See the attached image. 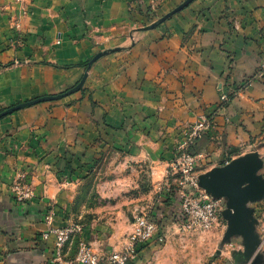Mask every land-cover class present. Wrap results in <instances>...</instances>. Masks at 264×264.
Listing matches in <instances>:
<instances>
[{"label":"crops","instance_id":"1","mask_svg":"<svg viewBox=\"0 0 264 264\" xmlns=\"http://www.w3.org/2000/svg\"><path fill=\"white\" fill-rule=\"evenodd\" d=\"M182 1L160 0L156 12L165 14ZM150 4L151 0H0V110L73 85L87 69L76 64L90 59L104 46L131 45L127 59L134 61L129 69L131 81L120 75L124 58L110 55L93 65L86 88L71 98L79 101L68 106L44 102L0 119V264H60L55 259V236L46 240L42 236L49 228L47 206L50 198L58 203L55 226L74 221L71 207L79 182L60 183L48 165L62 159L61 155L74 160L80 157L90 141L89 130L98 135L105 110L116 123L122 112H128L143 125L155 118L171 130L168 127L177 119H193L208 108L215 130L192 147L202 154L199 174L254 150L264 159V78L234 93L263 61L264 0H194L166 24L135 32L148 19L145 13ZM23 8L27 9L25 15L21 14ZM14 17L20 19V31L10 24ZM192 27H196L195 32L183 46V37ZM168 28L173 30L169 38L165 37ZM20 33L25 36L22 46L17 45ZM131 36L136 37L133 40ZM189 47L195 49L193 53ZM164 68L173 70L165 71L163 77L160 74L162 86L155 91L166 92L169 97H164L161 104H165L156 118L151 114L160 101L155 100L151 79L156 70ZM115 75L118 78L114 81ZM117 88L123 89V105L113 100ZM221 89L233 95L223 106L217 105ZM137 135L142 155L151 154L155 188L160 183L150 217L158 219L153 220L164 233V217L181 213L179 198L165 183L177 147L171 137L154 141ZM19 168L33 172L41 198L23 202L11 195L9 184ZM108 187V182L99 184L98 191L120 195L119 203L97 206L92 211L94 220L84 224L81 235L65 245L63 264H78L75 257L80 240L103 258L120 250L127 241L131 222L124 218L123 205L136 200L126 201L122 188L105 190ZM155 192L157 189L144 198L148 200ZM251 206L264 211L262 201ZM227 244L242 247L238 238ZM160 247L154 242L140 246L132 262L145 264Z\"/></svg>","mask_w":264,"mask_h":264},{"label":"rangeland","instance_id":"2","mask_svg":"<svg viewBox=\"0 0 264 264\" xmlns=\"http://www.w3.org/2000/svg\"><path fill=\"white\" fill-rule=\"evenodd\" d=\"M181 3H179L178 5H180ZM177 6L173 7L167 13L175 9ZM158 7H160L159 3L154 6L150 5L151 10L149 11V15L147 16L148 19L146 20V22H143L142 26L135 30V32L138 31L144 33L145 31L155 29L162 24H166L167 21L171 20L177 13L180 12L178 11L172 14L156 27L144 30L145 27L155 23L158 19L167 14L157 13L156 9ZM15 20L16 17H14L13 21L11 19L10 24L14 26ZM195 29L196 27H192L185 33L183 37V46L194 34ZM133 33L134 31L131 32V35H135ZM172 35L173 30L168 28L165 37L169 38ZM135 37L136 36L132 37V39L134 40ZM131 48V45L110 47L104 46L102 48H99L98 52H96L90 59H88L89 62L98 53H106L99 57L96 61H94L90 68H88V62L87 69L85 70L87 77L85 79L83 87L80 90L71 94L64 95L62 98L42 101L34 105L51 101V105L66 103L65 105L68 106L79 101L80 99L73 100L71 98L74 97L77 92L82 91L86 88V81L89 76L90 70H92L93 68V65L95 66L96 62L110 55H119L124 58V61H122L121 63L120 75L125 74L129 81H131L129 69L134 64V61L127 59V54L128 52H130ZM194 50V48L189 47L190 53H193ZM149 51H151L152 55L156 56V54L152 52V50ZM9 65L10 64H7L6 66ZM171 70H173V68H164L163 70H156V72L153 74L151 81L154 83H151V89L153 90L152 92L154 93V97L156 98L155 100H157L158 103L160 101V104L157 105L156 111L151 114L152 117H160L161 110L163 109V106L165 104L161 103L164 102V97H169L166 92L160 94V91H155V89L162 86V74H164L165 71L167 73ZM160 74L162 77L160 76ZM117 78L118 75H115L113 77V80L115 81ZM262 78H264V76L261 77L259 75L258 68V70H256L248 78L243 80L241 85L234 89V93L238 91L239 87L245 88L251 85L252 82L260 81ZM81 79H79L73 85H67L65 87L63 86L62 89H59L49 95L43 96L65 94L70 89L74 88ZM179 80L184 85L185 81L182 76H179ZM139 83H142V81H139ZM137 87L141 88L142 85H139ZM122 91L123 89H115V96L113 99L120 105L124 104L122 101V99H124V96L121 95ZM223 94H227V100H221L220 97ZM39 97L33 99H37ZM33 99L25 100L22 102L30 101ZM90 99H92L91 104L93 106H96L98 104L95 100H93L92 96H90ZM230 99V94L224 92L223 89H221V91L219 92V101L217 105L223 106L227 104ZM113 100L110 99L109 102H112ZM133 103L141 104V101H133ZM206 110H208V108H205L202 112L197 113L193 119H191L190 117L177 119L173 126L168 127L172 128L171 130L164 128V125H159V122L157 120H154L155 118L153 119L154 122L149 121L147 125H143L138 121V117H135L134 120L133 116L128 115V112H122L120 114V122L116 123L111 119L110 112L108 110H105L106 112L103 113L102 117V127L101 129L98 128V135H95V132L93 133L89 130L88 139H90V141L80 157H77V159L74 160L68 158L67 154L66 157L65 155H61L62 159H55L48 165L49 171H51L55 175L60 183L64 184L70 182H79L76 194L72 200L71 213H73L75 217V219L73 220L83 224L90 223V221L94 220L93 218L95 215V212L92 211L95 210L97 206H115L119 203V200L121 198L120 195L117 197H115L114 195H103L98 191V185L107 182L110 184V187L105 188V190L118 189L120 187L122 188L121 192L126 201H130L131 199L136 200L134 202H126L123 205V207L125 208L124 218L127 222H131L136 208H138L140 212L147 213V215L150 216L153 210L152 207L154 203H156V199L160 193V190H158V188L160 187V183H157V187L155 188V184L152 180V170L150 167L152 160H149L151 159V154L146 153L145 155H142V145L139 143V140L135 138V135L140 134L137 136H142V138L154 141H166L168 137H171L175 147H177L178 153H180L184 149L190 150L191 146L194 145L196 141L204 137L205 134L213 132V130H215L216 125L214 119L212 118L213 114L212 112H207ZM94 115L95 114L93 113L92 116H90V119H93ZM129 118H131L132 121H129ZM204 120L210 123L211 128L207 131V133L203 134L201 138H195L193 131L198 123ZM259 155L261 156L260 153ZM262 173L264 175V170L262 171ZM13 175L14 176L9 184V191L16 200L24 202L41 198L37 192L35 175H33V172H31L30 170L27 171L23 168H19ZM17 186L31 187L33 191L32 196L29 198L20 199L19 196H21V192L15 189V187ZM155 189H157V192L153 193L151 198H148V200L144 198V195L151 194ZM262 202H264V199L262 200ZM57 206L58 203L53 202V198H50L47 206L48 213L50 211H55V207ZM82 210H84L83 213H81ZM255 211L257 212L255 216L257 217L259 222L257 225V230L261 238L259 252H262L264 250V248L262 250V246L264 245V211L258 209H255ZM47 215L48 214H46V216ZM151 218L158 220L157 218H154V216H151ZM164 218H167L166 220H163L164 223H162L164 227V233L166 235V243L158 248V250L154 252L153 256L150 257V261L146 262L145 264H242V262L238 260L241 259V257L237 256V259L233 257V251L240 249L244 250L243 246L238 247L236 244L234 246H231L224 241V234L227 228V225L225 226L224 224H227V222L223 217L220 218L219 224L208 231H193L184 229L176 219V212L175 214H169ZM112 222L114 221L112 220ZM251 263L252 259L247 264Z\"/></svg>","mask_w":264,"mask_h":264},{"label":"built area","instance_id":"3","mask_svg":"<svg viewBox=\"0 0 264 264\" xmlns=\"http://www.w3.org/2000/svg\"><path fill=\"white\" fill-rule=\"evenodd\" d=\"M25 2L27 0H19ZM160 0H151L150 5H156ZM22 15L27 14V9L23 8ZM14 28L20 31V19L14 21ZM25 36L20 33L17 45L22 46ZM264 49V46H263ZM259 75L264 76V55L259 67ZM221 100H227V94L221 95ZM211 128L207 121H201L195 127L193 134L195 138H201L203 134ZM202 154L192 153L189 149H184L177 154L171 163L168 171L169 179L165 181L169 189H172L181 203L182 226L186 230L208 231L213 229L220 222L224 203L222 199L212 197L205 189L199 185L198 163ZM172 177L173 179H170ZM16 190L21 192L20 199L29 198L33 191L29 186H17ZM49 224L47 231H44L43 239L55 236V259L62 262L65 245L72 241L77 235H81L85 225L80 222L71 221L67 225L58 227L53 224L54 211H50L46 216ZM154 242L157 246L166 243V235L160 230L158 223L147 213L140 212L138 208L131 221V230L127 241L120 250L113 251L103 258L91 245L84 240H80L75 262L78 264H129L136 259L140 246Z\"/></svg>","mask_w":264,"mask_h":264},{"label":"water","instance_id":"4","mask_svg":"<svg viewBox=\"0 0 264 264\" xmlns=\"http://www.w3.org/2000/svg\"><path fill=\"white\" fill-rule=\"evenodd\" d=\"M194 0H184L175 9L158 19L155 23L144 28L151 29L165 21L172 14L183 10ZM106 52L98 53L89 62L88 68L94 61ZM87 75H83L77 85L62 95L43 96L26 102L17 103L0 112V118L15 111L36 103L62 98L64 95L74 93L83 87ZM264 160L257 151L249 152L232 159L228 163L213 167L211 170L199 175V185L212 197L222 199L224 209L222 217L227 222L224 241L231 243L233 238L242 242L244 250L233 251V257L247 264H263L264 253L259 252L261 242L257 230L258 219L255 216V207L251 204L264 199Z\"/></svg>","mask_w":264,"mask_h":264},{"label":"trees","instance_id":"5","mask_svg":"<svg viewBox=\"0 0 264 264\" xmlns=\"http://www.w3.org/2000/svg\"><path fill=\"white\" fill-rule=\"evenodd\" d=\"M151 9H150V7H148V9L146 10V16H148L149 15V11H150ZM88 62H89V60H86V61H83V62H81V63H78V64H76L77 66H80V67H83V68H87V66H88ZM68 66H74V65H68ZM232 94H230V97L232 98ZM6 109V108H5ZM5 109H2V110H0V112L1 111H3V110H5ZM5 117V116H4ZM3 118V117H2ZM1 119V118H0ZM192 147H193V145L191 146V148H190V151L192 152V153H195L194 151H193V149H192ZM177 220H179L180 222H181V220L183 219L182 218V215H181V213H178L177 215ZM129 264H134L133 262H130Z\"/></svg>","mask_w":264,"mask_h":264}]
</instances>
